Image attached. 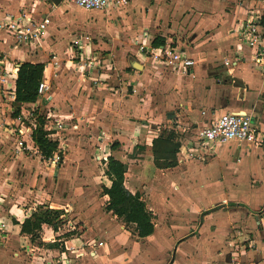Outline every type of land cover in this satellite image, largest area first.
Returning a JSON list of instances; mask_svg holds the SVG:
<instances>
[{
    "label": "crops",
    "instance_id": "obj_1",
    "mask_svg": "<svg viewBox=\"0 0 264 264\" xmlns=\"http://www.w3.org/2000/svg\"><path fill=\"white\" fill-rule=\"evenodd\" d=\"M221 2L227 11L221 14L220 9L217 19H198L189 11L175 24L170 13L166 30L155 24L150 34L148 27L136 25L121 33L125 48L111 47L112 53L88 73L78 71L82 60L55 59L58 66H52L43 44L41 49L7 47L1 41H11L0 32V264H264V143L250 149L228 143L204 158H189L183 151L203 121L222 113L251 116L264 133V75L248 57H235L237 49L248 50L234 32L236 21L250 9L264 15V1ZM60 3L0 0V21L19 13L34 19L48 14L51 19L50 14L62 10ZM114 10L97 12L109 19ZM189 23L194 25L187 30ZM50 26L45 44L55 30ZM229 27L233 33L225 38L227 43L212 36ZM188 31L189 40L181 43ZM203 33L207 38L196 45ZM156 35L183 51L194 67L176 72L135 48V39L150 44ZM80 39L72 42L77 46ZM222 47L230 53L228 58L220 53ZM224 61L234 64L225 66ZM22 62L44 64L42 79L50 92L47 99L24 104L19 117L22 124L24 119L33 123L30 111L44 110L49 138L63 147L60 158L56 152L42 157L30 135L17 132L20 122L11 115V105ZM135 62L141 69L133 67ZM160 126L179 136L173 168L158 169L151 155L133 150L136 145L150 146ZM55 156L59 160L53 163ZM108 157L127 165L124 186L140 195L153 216L151 235L134 236L105 210L108 197L102 187L110 182L103 161ZM39 206L74 219L79 234L63 237L61 227L54 231L44 225L38 242L31 241L20 233V225ZM70 245L74 251L66 250Z\"/></svg>",
    "mask_w": 264,
    "mask_h": 264
},
{
    "label": "built area",
    "instance_id": "obj_2",
    "mask_svg": "<svg viewBox=\"0 0 264 264\" xmlns=\"http://www.w3.org/2000/svg\"><path fill=\"white\" fill-rule=\"evenodd\" d=\"M60 2L74 5L86 12L105 11L109 8L120 9L128 5V0H60ZM50 24L51 19L48 14L38 19L23 13L6 14L0 21V32L9 38L11 43L6 38L1 42L7 47L26 46L41 49V43L49 33ZM234 32L239 45L248 50V53H245L242 48L237 49L235 57L242 59L248 57L253 67L264 75V15L257 8L250 9L245 18L236 21ZM80 40L76 42L81 50L79 56L82 65L80 67L84 69L83 72L88 73L91 69H96L98 64L97 61L92 60V56L84 55L85 46ZM138 50L155 63L176 72L187 73V70L193 68L195 64L183 51L169 43L153 47L151 44L142 42L138 44ZM87 51L91 53L90 49ZM232 63L234 64V61H224L223 64L228 66ZM51 65L56 67L58 63L52 61ZM49 92V84L45 79H41L37 86L38 98L47 99ZM17 120L20 122L18 134L28 133L30 135L32 127L22 124L20 117H17ZM56 126L57 129L60 128L59 125ZM193 139L184 148L185 155L189 158H204L216 147L228 143H236L246 149L258 147L264 143V133L257 128L251 116L239 113H222L203 121L195 129ZM180 152L182 151L180 150ZM55 154L58 156L57 153ZM57 156L53 159V163L59 160ZM1 226H3L2 222H0ZM74 230L75 228L72 227L69 232H74ZM65 248L67 251L75 250L72 245L65 246Z\"/></svg>",
    "mask_w": 264,
    "mask_h": 264
},
{
    "label": "rangeland",
    "instance_id": "obj_3",
    "mask_svg": "<svg viewBox=\"0 0 264 264\" xmlns=\"http://www.w3.org/2000/svg\"><path fill=\"white\" fill-rule=\"evenodd\" d=\"M209 1L211 2V0ZM209 1L207 3V1L203 2V0H133V1L128 0L127 7L126 8L122 7L120 9L114 10V12L110 13L109 19L107 16L103 18L100 12L97 11L86 12L74 5L68 4L69 7L66 8L67 4L61 2L59 5V9L61 8L62 10L58 11L59 17L58 15L50 14L52 21L51 26L54 25L55 27V30L53 31L54 33L53 35H51L52 40H48L47 44H45L43 41L41 44H43V46L47 49V54L49 55L50 63L52 61H56L55 59H59V61L62 63H64V61L67 60H72L73 62H77L81 60L79 56L81 50L79 49V45L76 46L72 41L76 39L77 36L78 37L81 36L80 41L85 46V50H83L84 55L88 54V57L92 56V60H95V62L100 61L103 58L106 59L107 58L106 56L112 53L113 48L111 47H114L117 50H119L121 46L125 48L124 44L122 45V43H120V40H122L121 33L128 31L130 29H134L136 25H140L141 28L148 27V29L150 30L149 33L153 34L154 31L152 30L154 29L152 27H154L155 24H158L159 25L158 27H162L163 30H166L167 25L171 23L170 21H168V19H166V14L172 13L175 19L174 23L176 24L178 23V20L182 17V15L189 11H193L195 15L198 14L197 17L198 19L209 18V17L212 19H217V15L219 14L218 11L220 9H221L220 11L221 14L224 9L227 11V7L224 5V3L222 4L221 2L222 0L221 1L218 0V2L213 0L211 4ZM130 7L131 10L128 11ZM207 12L213 14L212 15L206 14ZM192 25L194 24L189 23L187 30ZM195 28H199V25L197 23H195ZM201 28L203 27H200L199 31L201 30ZM189 32L190 31L184 32V35L181 36L182 38L180 41L181 43L189 40L186 39L188 37L187 35ZM232 33L233 32H231V27H229L228 29H225L223 32L213 31L212 36L219 37V40L221 39L222 40L221 43H222L226 41L225 38L228 35L230 36V34ZM206 38H207L206 33L205 34L203 33L199 36V38L196 39L194 43L196 45L197 44L199 45L200 42ZM234 40L236 39L234 38ZM134 43L139 44L137 39L134 40ZM94 44H96L97 46H94ZM195 44L188 43L187 46L195 47ZM223 45L226 44L223 43ZM135 48L137 49L138 45H136ZM223 48L224 47H222V51L220 53H223L222 56L228 58L230 53L228 52L227 49H223ZM87 49H90L91 53L88 51L86 52ZM207 49H209V47H207ZM78 71L83 72V69L80 67L78 68ZM36 112L42 114L43 117H45L46 119L45 111L36 108L34 110H31L29 113L31 114L33 122L35 121L34 115L36 114ZM47 127L51 128L52 126L47 124ZM157 129L159 134V133H163L164 131H168L171 128L160 126V128ZM194 131L193 133H191V136L194 135ZM187 134L188 132L185 133V135ZM177 139H179V136ZM18 148L20 149L22 147L18 145ZM58 148L55 152L56 153L58 151L62 152L63 147L59 146ZM61 217L63 219V223L60 225L61 227L60 232L67 233L69 232V229L73 227L75 228V230L74 232H70V233L72 234L75 233L76 235L79 232V230L77 228V223L75 222V220L74 219L70 220V218L66 219V217L63 215ZM39 238L40 237H38L37 239H35L36 241L35 240L34 241L38 242ZM40 245H42V242Z\"/></svg>",
    "mask_w": 264,
    "mask_h": 264
},
{
    "label": "trees",
    "instance_id": "obj_4",
    "mask_svg": "<svg viewBox=\"0 0 264 264\" xmlns=\"http://www.w3.org/2000/svg\"><path fill=\"white\" fill-rule=\"evenodd\" d=\"M156 47L165 44V39L161 35H156L150 42ZM43 63L22 62L17 65L14 99L12 102L11 115L19 117L21 107L24 104L34 103L37 96V86L43 76ZM35 121L31 123L24 119V124L32 127L30 137L39 153L44 158H49L57 150V142L49 138L50 132L45 129V117L36 112ZM21 120V116H20ZM22 121V120H21ZM174 130L170 129L159 133L152 139L151 145H136L134 152H142L152 156L153 164L158 169H169L177 165V154L180 142ZM115 144L111 145L114 148ZM58 157L60 158L59 151ZM135 154V153H134ZM104 174L109 180L108 187H102V193L108 197L105 210L121 219L125 228L138 238H144L153 233V216L146 208L144 201L138 193H130L124 186V174L127 165L113 157H108L105 161ZM62 211L50 209L47 206H39L20 225V233L29 235L31 241L38 238L42 226H50L54 231L63 223ZM69 232L63 237H68ZM49 247L54 246L48 244Z\"/></svg>",
    "mask_w": 264,
    "mask_h": 264
},
{
    "label": "water",
    "instance_id": "obj_5",
    "mask_svg": "<svg viewBox=\"0 0 264 264\" xmlns=\"http://www.w3.org/2000/svg\"><path fill=\"white\" fill-rule=\"evenodd\" d=\"M51 1L54 5H58L60 3V0H51ZM133 67L136 69H141V65L136 62L133 64ZM240 115H243V114L240 113Z\"/></svg>",
    "mask_w": 264,
    "mask_h": 264
}]
</instances>
